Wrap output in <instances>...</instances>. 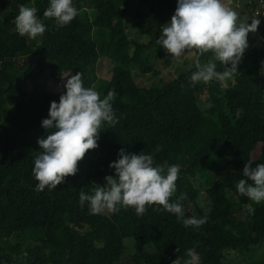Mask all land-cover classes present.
<instances>
[{
	"label": "trees",
	"instance_id": "trees-1",
	"mask_svg": "<svg viewBox=\"0 0 264 264\" xmlns=\"http://www.w3.org/2000/svg\"><path fill=\"white\" fill-rule=\"evenodd\" d=\"M140 1L147 8L134 14L136 38H131L124 16L129 0H73L78 15L63 26L43 17L49 0H0V264H116L124 257L126 240L134 242L136 264H173L177 258L184 264L189 249L195 250V264H224L227 252L245 254L260 244L264 249V202L255 203L236 189L246 179L245 164H264V50L248 45L234 84L227 88L218 79L192 86L196 67L159 88L140 86L134 75H160L150 59L171 64L157 40L178 0ZM21 5L37 9L46 26L43 36L30 39L16 32L13 21ZM101 55L109 60L108 78L103 79L93 72ZM184 55L201 63L211 58L195 51ZM22 58L24 65L31 60L40 69L29 89L7 72L9 63L17 65ZM46 67L55 87L63 77L80 72L84 86H95L101 98L114 90L119 122L104 124L98 148L86 153L75 176L38 192L32 172L41 151L38 140L52 131L42 121L49 118L51 102L59 103L66 93V80L57 91L37 82ZM216 70H224L219 62ZM121 149L151 154L157 164L179 165L172 202L186 193L185 218L207 222L185 227L158 205L147 206L142 216L133 208L100 214H91L87 203L81 208L80 191L91 193L95 184L105 186L106 176H115L109 165ZM202 190L209 199L208 213L199 203ZM71 216L91 230L89 243L68 223ZM148 247L152 251H145ZM250 264H264V258Z\"/></svg>",
	"mask_w": 264,
	"mask_h": 264
},
{
	"label": "clouds",
	"instance_id": "clouds-1",
	"mask_svg": "<svg viewBox=\"0 0 264 264\" xmlns=\"http://www.w3.org/2000/svg\"><path fill=\"white\" fill-rule=\"evenodd\" d=\"M77 15L73 0H49L43 13L45 19H55L62 26ZM13 23L20 36L30 39L43 36L46 31L35 7L19 6ZM259 24L260 20L256 18L251 24L240 22L239 14L223 0H178L175 13L170 23L162 27L157 43L173 58L192 51L201 56L210 53L211 58L206 63L197 59V70L190 77L192 86L200 82L207 84L213 79H230L237 73V65L248 48V34L255 33ZM217 62L223 66L222 72L216 70ZM64 78L66 93L60 96L59 103L51 102L49 118L42 121V127L52 131H48L46 138L38 140L41 151L34 159L32 170L38 192L46 187L55 189L67 177L75 176L86 153L98 148L104 124L112 127L119 122L113 110L112 102L117 95L114 90L101 98L95 86H84L80 72ZM118 156L119 159L109 165L115 170V176H106L105 186L95 184L91 193L80 191L81 208L87 203L91 214L115 213L121 207L133 208L138 216H142L147 206L158 205L176 215L185 227L199 228L207 222L206 218H185L182 201L187 198L186 193L172 202L177 191L179 165H169L167 161L157 164L151 154H129L124 149ZM242 173L246 179L238 181L237 192L255 203L264 202V164L254 168L250 163L245 164ZM186 255L190 259L184 264H195V250L189 249ZM173 264H180L179 258Z\"/></svg>",
	"mask_w": 264,
	"mask_h": 264
},
{
	"label": "rangeland",
	"instance_id": "rangeland-1",
	"mask_svg": "<svg viewBox=\"0 0 264 264\" xmlns=\"http://www.w3.org/2000/svg\"><path fill=\"white\" fill-rule=\"evenodd\" d=\"M248 1L250 0H225V3H226V6L228 7H234V11L237 10L236 12L239 14L240 22H251V20L255 18L260 20V24L258 26L257 31L255 33H250V35L248 34L247 40H248V45L253 43L251 45L257 44L260 46L262 45L264 46V16L258 15V16L251 17L250 10L248 7ZM146 8L147 6L145 4H142L140 0H129L127 8L124 12V16H125V24L128 27L127 33H129L128 35H130L131 38H136L135 24L137 20L134 18V14ZM169 59L171 60L170 66L164 65L163 61H160L155 57L153 59H150L151 62L154 63V65H156V69L160 72V75L158 77H153L152 74L142 75V76L134 75L136 82L140 86H145L147 88H159L162 85L163 81L173 80L177 78L179 74L192 70L196 67L197 58L194 57L193 55H183L179 58H173L171 54H169ZM16 63L17 65H14L13 63H9L7 65L8 74L11 75L14 82L20 87H23L25 89L31 88L34 85L35 78L40 74V69L38 67L35 68V65L33 64L31 60H29L26 65H24V58L17 59ZM108 63H109V60L107 56L101 55L100 60L94 67V70H93L94 74L97 75V77L102 78V79L108 78V74H107L108 72L107 64ZM239 67H240V64L237 65V71ZM51 75L52 74H51L50 69L46 67L44 69V73L42 74V76L39 78L37 82L45 83V84L47 83L49 89H53L57 91L62 87L66 79L63 77V79L61 80V83H59L57 87H55L52 85V82L50 81ZM235 75L230 79L219 80L222 82L223 88L230 87L231 85L234 84ZM10 104L13 106L12 101H10ZM260 148H261L260 145L256 148V151L254 152V155H253L254 159L258 157ZM224 163L226 162L224 161ZM217 167L224 169L226 166L222 163H218ZM174 195H177V191ZM199 203L208 213L210 203H209V199L206 196L205 190H202L201 192V195L199 197ZM257 215L261 216L263 215V212L259 209L257 210ZM68 223L71 226L81 231V234H82L81 239L84 243H89L91 241L92 232L81 220H79L78 218L74 216H71L69 217ZM125 247H126L125 254H124L122 261L116 264H136L133 261L134 242L132 240H126ZM145 251L150 252L152 251V248L148 247L145 249ZM263 258H264V249H263V245L260 244V245L252 247L251 250L245 254H241L240 252H237V251L227 252L226 260L224 264H250L252 259L261 260Z\"/></svg>",
	"mask_w": 264,
	"mask_h": 264
},
{
	"label": "built area",
	"instance_id": "built-area-1",
	"mask_svg": "<svg viewBox=\"0 0 264 264\" xmlns=\"http://www.w3.org/2000/svg\"><path fill=\"white\" fill-rule=\"evenodd\" d=\"M250 16H264V0H250L248 1Z\"/></svg>",
	"mask_w": 264,
	"mask_h": 264
},
{
	"label": "crops",
	"instance_id": "crops-1",
	"mask_svg": "<svg viewBox=\"0 0 264 264\" xmlns=\"http://www.w3.org/2000/svg\"><path fill=\"white\" fill-rule=\"evenodd\" d=\"M230 2V1H229ZM223 3L226 5V3H225V0H223ZM232 10H234V7H230ZM237 11V10H236ZM249 18H250V16H249ZM250 24H251V22H250ZM249 35H250V33H249ZM256 39V38H255ZM255 39H254V41H255ZM250 44V43H249ZM251 44H253V43H251ZM250 44V45H251ZM257 44H255V45H253V46H255V47H257L258 49H260V50H264V46L262 45V46H260V45H257Z\"/></svg>",
	"mask_w": 264,
	"mask_h": 264
}]
</instances>
